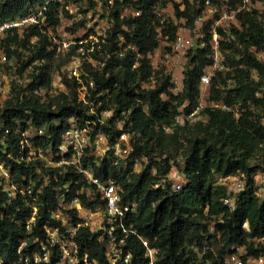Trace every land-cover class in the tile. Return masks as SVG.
I'll return each instance as SVG.
<instances>
[{"label":"trees","instance_id":"obj_1","mask_svg":"<svg viewBox=\"0 0 264 264\" xmlns=\"http://www.w3.org/2000/svg\"><path fill=\"white\" fill-rule=\"evenodd\" d=\"M238 1L230 0V4L235 6ZM46 2L0 0V25L38 11ZM122 4L115 0L112 7L114 24L102 45V53H92L102 66L85 64L87 75L82 78L89 87L87 103L80 100L77 80L70 78L63 82L68 91L57 96L49 94L52 67L49 63L34 65V62L50 60L52 53L45 47L26 48L31 35L42 38L40 25H30L23 38L18 28H8L5 31L8 36L0 41V50L7 57H17L19 75L34 65L27 87H15L11 99L0 109V140L5 141L4 146L0 145V160L10 169L15 181L35 182L34 188L43 186V194L36 202L39 214L29 232L27 221L35 202L28 196L9 200L0 179V264H23V255L39 249L40 242L46 238L44 226L57 225L51 212L59 206L58 192L66 191L67 183H70L68 200L83 197L78 191L86 183L96 193L88 177L75 168L63 171L46 166L40 159L17 161L27 140L23 133L41 129L42 134H36L31 142L55 153L72 120L86 126L92 139L98 132L107 135L110 145L122 133L132 136L133 150L126 165L124 162L114 165L109 157L111 151L97 160L87 157L86 162L99 180L112 178L124 202L137 203L136 213L130 215L127 224L132 223L131 228L157 249L154 264H222L233 245L244 247V257L264 256V240H260L264 238V198L257 194L255 179L264 172V60L257 56L259 52L264 55V11L241 12L240 28L229 32L220 29L223 37L220 48L227 69L213 77L210 100L222 102L229 109L209 105L202 110L205 122L174 125L183 103L189 102L186 111L199 103L201 76L213 62L210 30L201 41L204 45L195 46L188 53L181 93L172 91L171 76L164 72L161 76L157 74L154 89H146L143 85L153 73L150 54L160 46L159 19L154 7L164 8L168 0H138L134 5L144 12L135 18L121 17ZM59 5L53 1L45 12L53 28L60 23ZM200 13L201 10L191 12L190 1H186L184 11L176 5L177 18H185L188 27L194 28ZM177 29L171 22L164 35L173 41ZM120 36L124 37L123 41ZM23 49L29 50L27 59H23ZM136 62L139 64L134 67ZM43 90L44 96L40 93ZM107 110L113 113L103 122L101 114ZM165 125L171 126L172 131H166ZM173 148L184 151L183 161L171 158L168 153ZM24 151H28L27 146ZM90 151L87 148V153ZM139 160L141 170L135 171ZM173 165L185 180L179 191L168 179ZM241 174L244 187L240 192L220 182L221 177ZM46 176H50L49 181L45 180ZM95 195L93 200H84L87 207L104 206L100 194ZM226 199H231L233 205L226 204ZM217 237L223 243L218 254L212 246ZM78 242L81 254H87L89 262L107 264L106 241L82 227ZM22 243L25 245L21 254ZM127 250L132 253V264H149L146 247L134 233L127 238Z\"/></svg>","mask_w":264,"mask_h":264},{"label":"built area","instance_id":"obj_2","mask_svg":"<svg viewBox=\"0 0 264 264\" xmlns=\"http://www.w3.org/2000/svg\"><path fill=\"white\" fill-rule=\"evenodd\" d=\"M53 1L60 3L57 8L59 9L65 0H47V5L40 7L38 11H32L26 16L11 19L2 23L0 25V35L4 34L8 28H22L24 26H30L33 24H38L41 26L42 23L47 21L45 12L48 10V5ZM120 1L123 3L120 9L121 17L135 18L143 15V9H140L134 5V3L138 0H129L126 3H124L125 0ZM171 1L172 3H178L179 5H177L181 11L185 10L184 8H186V2H184L183 5H180L179 0H169L168 4L171 3ZM211 1L212 0H205L203 2L207 3L206 9L208 11L213 9ZM218 3H220L221 7L220 18L212 21L210 26V45L212 49L211 57L213 62L205 68L204 73L201 76V91L211 84L212 79L217 74V72L225 71L227 69L226 65L223 63L224 54L220 48V42L223 40V37L220 34V29L229 32L233 28H240L241 22L239 21L238 15L241 12L252 11V8L254 7L253 0H239L235 6L230 4V0H219ZM114 5L115 0H106V10L110 12L111 23L104 24L100 31H98V36L95 39L89 40L87 38V52L89 53V57L87 56V59L83 57L84 60L82 58L76 57V59H74L72 62L73 64L79 63L80 65L82 63V59L84 64L92 63L94 66H96L97 60L93 58L92 53L94 51H100V53H102V45L107 42L109 31L113 28L114 23L112 20L111 11ZM155 14L159 19L157 32L158 37L160 38V46L150 54L153 73L143 85V87L146 89H154L157 85L155 73L157 72V67L155 65L156 57H154V60L151 58H153L152 56H155L156 53L160 51L161 38L162 40H165L166 43H170L172 48V53L168 54L165 52L163 64L165 63V66H167L166 64L171 60L176 62L181 61V56L188 54L189 51L196 46L191 32L192 30H198L197 23H200V21L203 20V18L199 16L195 20L194 28L188 27L186 24L187 21L182 27L181 25L179 26L178 24L174 23L178 29L174 40L170 41L169 35H164V29H166L172 21H167V19L163 17L162 13L155 12ZM185 31H187V33H185ZM231 38L234 39V35H231ZM120 39L123 41L124 37L120 36ZM79 42V49L85 48L86 40L81 39ZM171 55H174V57ZM138 64L139 63L136 62L134 67H137ZM166 71L170 72L169 75L171 76V82L174 84L176 79L175 73L172 72L171 69H168V67L166 68ZM69 73L70 75H68V78L77 80L79 85L77 89L80 100L87 103V93L89 87L83 82L82 78L83 75H87V73L84 71V69L79 71L77 67L71 69ZM90 84L93 86V82H90ZM183 87L184 85L182 83L181 87L177 88V90L182 92ZM65 91L66 90H64V92ZM163 96H165V94H163ZM188 106V101L180 106L179 114L175 118L174 125H182L188 122L196 123L203 119H200V114L203 107L199 103L192 110L186 111V107ZM212 106L229 109V107L222 102L212 101ZM91 112H93V109ZM112 113L113 111L110 110L103 111L100 119L104 122L106 119L111 117ZM164 129L170 132L172 128L171 126L165 125ZM89 131L90 130L86 126L83 127L82 125L78 124V122L76 123L74 120H72L70 128L65 132L62 143L55 153L51 149H46L45 153L42 145H34L33 142H31V139L35 138L36 135H32L31 133L30 135H27L30 130L23 133V136L26 137L27 140L26 143L23 142L22 153L18 159L16 158L17 161H32L40 159L45 163L46 166L53 168H63V171L67 170L69 167L75 168L76 171H78L80 174H83L86 179L88 177L89 182L95 186L96 193H99L101 196L100 198L105 201L104 206L100 204L95 208L87 207V205L84 204V200H93L96 196V193L93 192L92 187L87 186V183L83 185L78 191V193L83 197L74 196L71 200H68L67 193L70 190V183H67L65 185L66 191L58 192L59 206L51 212V216L57 222V225L44 226V230L46 232L45 240L40 242V247L38 250H34L29 255H23L21 258L23 264H93L89 262L87 254H81L80 252L78 233L82 227L90 229L98 236L99 240L106 241L107 264H132V253L127 250V238L131 233L136 234L146 247L145 255L149 258V264H154L157 259V249L151 247L147 239H144L138 235L137 231L131 228L132 223L129 226L127 224L131 218L130 215L136 213L137 203L124 202L122 200L120 189L114 183L112 178H110L109 181L99 180L97 177H95V174L91 170L90 166H87L86 162L87 157H94L97 160L109 155V151H111L109 157L114 165H119L120 162H124V165H126V159L133 150L132 136L127 133H122L119 137H117L116 143L114 145H110L107 135H100V142H95L97 143V149L94 150L92 149V142L94 139L88 135ZM36 134H42V130L39 129ZM101 142L104 143V146L101 144ZM26 146L28 151L25 152L24 150ZM87 148L91 149V151L88 153ZM10 156L12 157V155ZM134 170L140 171L141 164L138 163ZM172 171L173 169L171 170L170 174ZM169 175L168 179H170ZM47 177L50 178V176H46L45 180ZM255 177H258V181L262 185L264 184V172L258 173ZM0 179L2 185L4 186V190L9 197V200L15 199L18 196H28L35 202L31 211V216L27 221L28 230L31 232L32 224H34L39 214V208L36 205V202L43 194V186L34 188V186H36L35 182L23 183L15 181L12 172L1 160ZM55 179L58 180V175L55 176ZM220 182L227 184L234 192H240L244 187L243 174L221 177ZM171 183L173 188L177 191L181 190L184 185V181ZM225 203L233 205L231 199H226ZM245 226L247 227L246 224ZM260 240H264V238H261ZM37 241L39 240L37 239ZM24 245L25 243H22V246L19 249V253L21 254ZM231 249V252L223 257L222 264H264V256L244 257V247L233 245ZM94 264L100 263L95 262Z\"/></svg>","mask_w":264,"mask_h":264},{"label":"rangeland","instance_id":"obj_3","mask_svg":"<svg viewBox=\"0 0 264 264\" xmlns=\"http://www.w3.org/2000/svg\"><path fill=\"white\" fill-rule=\"evenodd\" d=\"M169 1V0H168ZM180 5H183L184 2L190 1L191 3V12H194V10H202L200 15L203 18L200 23H197L198 30H192L191 35L194 37V42L196 46H203L201 44V41H204L207 36V31L210 30L211 22L215 21L220 18L221 14V7L220 3L211 1L213 9L211 11H208L206 9L207 3H203V0H179ZM254 7L252 10L257 9L260 12L264 11V0H253ZM178 3L171 1L167 5V7L162 8L160 6L154 7L155 12L162 13L163 17L167 19V21H172V23H176L181 27L186 23V19L182 18L177 19L176 13H175V5ZM179 5V4H178ZM185 7V6H184ZM164 9V10H163ZM185 9V8H184ZM58 16L60 19V23L56 28L51 27L47 21L45 23H42L40 26L41 36H35L31 35L26 48L29 49H35L37 50L38 47H45L47 52H51L52 59H37L34 62V65H42L45 63H49L52 67V76H53V83L52 87L49 90V94L52 96H57L60 93H63L64 90L68 91L67 87L63 82H65V78H68V75H70L69 71L71 69H74V67L87 73V70L85 69V64L83 62V57L87 59V56L89 57V53L87 52V38L95 39L98 36V31H100L101 27L106 23H111L110 19V12L106 10V0H65L62 6L58 9ZM196 18V19H197ZM209 24L208 30L206 29V26ZM29 26H24L22 28H18V33L20 38H23L26 32V29ZM42 27V28H41ZM232 27V25H231ZM201 32V33H200ZM187 33V31H185ZM210 34V31L208 32ZM198 37H197V36ZM8 34L4 32V34L0 35V41L7 37ZM93 36V38H92ZM81 39L86 40L85 48L79 49V41ZM79 40V41H78ZM41 41V42H40ZM43 41V42H42ZM45 45V46H43ZM165 52L172 53V48L170 43H166L165 40H162L161 38V48L160 51H158L157 56H152V60H154V57H156V78L157 74H161L164 72V74L169 75L170 72L166 71V68L171 69L172 72H175V70H180L181 67H186L188 64V54L181 56V62L177 61H170L165 66V63L163 64V59L165 57ZM23 59L28 58L29 50L23 49ZM30 55V54H29ZM27 56V57H26ZM174 57V55H171ZM257 56L260 59L264 60L263 53L259 52L257 53ZM76 57L82 58V63L79 65V63L73 64V60L76 59ZM176 63V64H175ZM19 62L17 57H7L4 53L3 49L0 50V109H2L7 101H9L13 95V89L16 87V89H19L20 87H27V84L29 83V76L30 72L33 71L34 65L29 67L27 70L24 71L22 74H18L19 69ZM79 65V66H77ZM82 65V66H81ZM84 65V66H83ZM100 65L99 62L96 63V68ZM171 72V73H172ZM86 75V74H85ZM257 77V75H254ZM69 79V78H68ZM158 81V78H157ZM183 83V75L180 73L178 76H176L175 82L173 84V91L175 93H181L177 90V88L181 87ZM229 83L231 84V80H229ZM210 88L211 84L201 91V96L199 98V104L203 107V109L209 105H212V101L210 100ZM83 90V89H82ZM43 96L46 94V91L40 92ZM88 95V94H87ZM166 98L167 96H163ZM202 109V110H203ZM201 118L205 122L206 119L201 112ZM172 131V129H171ZM32 135H36V132L34 129L30 130L29 133ZM99 134V135H98ZM100 135H103L102 132H98L96 136L94 137V141L92 142V146L94 150L97 149V143L96 141L100 142ZM185 142L187 143L186 138H184ZM5 142L4 140H0V145L4 146ZM31 144V143H30ZM101 144L104 146V143L101 142ZM44 152L46 153V148L43 146ZM180 150L172 149L171 155L172 159H177V161H183L182 157L184 155V151L179 148ZM139 160V164H140ZM147 162V160H146ZM173 171L169 175L170 181L173 183L182 182L184 180L181 173L176 169V167L173 165ZM57 174H55L56 176ZM256 178V187H257V194L264 198V184L262 185L258 181V177ZM47 177V181H49ZM213 233V232H212ZM212 246L214 248V251L218 254L219 251H221L223 247V243L219 241V238L213 239ZM201 253V257H202Z\"/></svg>","mask_w":264,"mask_h":264},{"label":"crops","instance_id":"obj_4","mask_svg":"<svg viewBox=\"0 0 264 264\" xmlns=\"http://www.w3.org/2000/svg\"><path fill=\"white\" fill-rule=\"evenodd\" d=\"M157 55H158V54L156 53V55H155V56H157ZM179 62H181V61H179ZM176 63H177V62H176ZM176 63H175V64H176ZM183 69H184V68H183V67H181V69H180V70H178V69H177V70H175V72H174V73H175V76H178L180 73L183 75Z\"/></svg>","mask_w":264,"mask_h":264}]
</instances>
